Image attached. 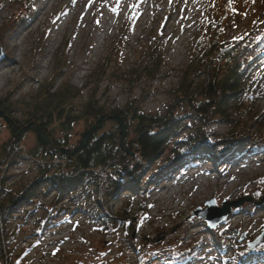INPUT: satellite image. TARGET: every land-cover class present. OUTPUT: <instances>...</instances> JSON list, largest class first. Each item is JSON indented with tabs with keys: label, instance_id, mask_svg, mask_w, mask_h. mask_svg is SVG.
<instances>
[{
	"label": "rangeland",
	"instance_id": "rangeland-1",
	"mask_svg": "<svg viewBox=\"0 0 264 264\" xmlns=\"http://www.w3.org/2000/svg\"><path fill=\"white\" fill-rule=\"evenodd\" d=\"M227 1L32 0V20L19 31L8 33L13 61L6 62L9 51L6 54L3 47L6 60L0 66V97L12 92L17 94L16 99H21L36 90L37 83L31 81V77L26 78L25 73L29 72L38 82L45 80L51 74L55 57L64 52L68 58L65 74L78 89L88 83L89 74L97 66L105 64L107 71L99 86L98 98L108 110L137 100L146 113L165 114L171 103L170 90L179 84L181 70L194 54L201 37L209 34L211 23L224 20V40L228 46L237 48L242 60L255 57L247 42L253 34L264 32V0H233L231 10L226 8ZM22 3L25 2L0 0V27ZM161 45H164L167 66L162 76L152 81L147 78L143 57ZM254 60L255 66L246 83L255 90L256 96L251 115H260L264 112V59L255 57ZM134 71L136 74L132 77L130 74ZM117 72L119 78L113 79L112 75ZM241 118L247 120L246 115ZM104 124L106 130L113 127L111 121ZM213 129L224 133L227 127L214 124ZM84 131L83 124L75 127L73 143L81 140ZM185 133L182 130L177 137L182 138ZM11 135L17 137L18 134L3 129L0 141L8 140ZM21 138L26 150L37 144L33 132ZM132 138L131 130L126 139ZM207 159L206 164L175 168L167 178L152 186L145 204L148 217L138 224L130 248L123 234L105 240L86 226L85 217L76 213L72 221L55 225L39 241L38 237L27 241L34 244L27 263L110 264L115 261L119 264L129 261L132 264L135 251L145 240L154 246L149 257L152 264H174V252H183L198 242H202L204 248L187 264H249L250 260L253 264H264V253L258 256L257 249L249 251L250 245L264 236V150L246 154L245 148H241L232 163L222 162L217 156ZM27 167L20 161L11 169L12 182L24 178L22 174ZM104 171L106 175L111 173L109 167ZM149 173L150 169L146 176ZM124 191L117 193L113 213L129 201L125 198L129 194ZM68 198L64 206L72 209ZM252 198L260 201L254 202ZM249 199L252 202H246ZM97 200L101 201L99 195ZM212 200L219 206L223 202L242 204L212 230L204 220L193 217L198 209L206 210L207 202ZM134 201L140 202L139 198ZM27 211L28 208L24 209ZM20 215H17L19 220H11L13 224L21 223ZM249 215L254 217L249 218ZM243 216L246 220L242 221ZM25 227L28 231L31 223ZM251 228L256 232L248 235L247 230Z\"/></svg>",
	"mask_w": 264,
	"mask_h": 264
},
{
	"label": "trees",
	"instance_id": "trees-1",
	"mask_svg": "<svg viewBox=\"0 0 264 264\" xmlns=\"http://www.w3.org/2000/svg\"><path fill=\"white\" fill-rule=\"evenodd\" d=\"M23 2L0 27V47L6 48L5 53L9 51L6 62L13 61L8 33L19 31L32 20V0ZM227 2L226 8L231 10L233 0ZM212 24L209 34L201 37L181 70L179 84L170 90L171 103L165 114H148L137 100L108 110L98 98L99 86L107 71L105 64L97 66L89 74L88 83L78 89L65 74L68 58L64 52L55 57L51 74L45 80L38 82L29 72L25 73L26 78L31 77L37 83L36 90L21 99H16L17 94L12 92L0 97V110L12 121L11 124L0 118V134L3 129L12 132L16 126L19 133L35 125L53 142L52 150L38 140L34 148L26 150L19 135L0 141V264H28L26 259L34 244L27 241L34 237L39 241L75 213L85 217L86 226L105 240L123 234L130 248L136 226L148 216L145 204L150 189L167 178L173 169L207 163L210 156L232 163L241 148H245L246 154L264 150V112L251 115L256 96L255 90L246 83L255 66V57L264 59V32L248 37V47L254 50L255 57L242 60L237 48H231L224 40L225 21ZM143 61L147 78L158 80L167 66L164 45L149 50ZM118 73L112 75L113 79L119 78ZM133 73L136 71L130 74L132 77ZM242 115L247 116L246 121ZM102 117L103 124L111 121L113 127L106 130L104 124L73 157L60 153L62 150L73 152L85 132ZM112 117L123 120L127 133L133 131L132 140H125V148L132 156L121 148V128L116 120H109ZM80 124L85 131L81 140L73 143L72 133ZM214 124L225 125L227 130L217 133ZM182 130L185 136L178 138ZM164 155L165 159L159 161ZM20 161L28 169L22 174L24 178L12 182L11 169ZM108 167L110 175L100 182L98 173ZM123 189L129 194L125 196L129 201L113 213L115 197ZM98 195L101 201L97 200ZM67 196L72 209L64 206ZM136 198L139 203L134 201ZM18 214H21V223L13 224L11 220H19ZM30 223L31 228L25 230ZM152 247L144 240L141 248L135 249L132 264H152L149 258ZM203 248L202 242H198L183 252H174V263H187ZM257 251L258 256L264 253V245Z\"/></svg>",
	"mask_w": 264,
	"mask_h": 264
},
{
	"label": "water",
	"instance_id": "water-1",
	"mask_svg": "<svg viewBox=\"0 0 264 264\" xmlns=\"http://www.w3.org/2000/svg\"><path fill=\"white\" fill-rule=\"evenodd\" d=\"M6 60V54L3 52V49L0 47V65ZM0 118H2L5 122L11 123L7 117H5L4 113L0 110ZM109 120H116L119 123V126L121 128L120 136V146L123 150H125L126 154L129 156H132L131 152L126 150L125 148V140L127 135V129L126 126L119 117H112L109 118ZM104 122V117H102L97 124L92 127L90 130L85 132L83 135V140L81 141L80 145L73 151L69 152L68 150H62L60 153L69 157L75 156L79 151H81L86 144L88 143L89 139L98 131L102 129V124ZM18 128L15 126L13 128L12 134H18L19 137H22L24 134L28 132H33L36 134L38 142L41 143L42 146L49 148L50 150L53 149V142L49 139V137L37 126L35 125H29L26 128H24L21 132H17ZM246 202H252L251 199L246 200ZM241 203H225L223 202L221 206L217 204L215 200H212L210 202H207L206 210L198 209V211L193 215V217L200 218L204 220V222L207 224L209 229H216L218 226L222 225L229 217L233 209H238L241 206ZM135 238V234H133V239ZM264 244V236L257 240L254 244H251L249 247V251L252 252L253 250L257 249L259 246Z\"/></svg>",
	"mask_w": 264,
	"mask_h": 264
},
{
	"label": "bare ground",
	"instance_id": "bare-ground-1",
	"mask_svg": "<svg viewBox=\"0 0 264 264\" xmlns=\"http://www.w3.org/2000/svg\"><path fill=\"white\" fill-rule=\"evenodd\" d=\"M188 179V178H187ZM254 216H250L249 215V218H253ZM241 219H242V221L243 220H246V218L243 216V217H241ZM247 223H250V219H248L247 220ZM240 225V224H239ZM256 232V230H254V229H250V230H247V233H248V235H252V234H254Z\"/></svg>",
	"mask_w": 264,
	"mask_h": 264
},
{
	"label": "built area",
	"instance_id": "built-area-1",
	"mask_svg": "<svg viewBox=\"0 0 264 264\" xmlns=\"http://www.w3.org/2000/svg\"><path fill=\"white\" fill-rule=\"evenodd\" d=\"M106 176L105 171L103 170L102 172L99 173V178L102 179Z\"/></svg>",
	"mask_w": 264,
	"mask_h": 264
}]
</instances>
